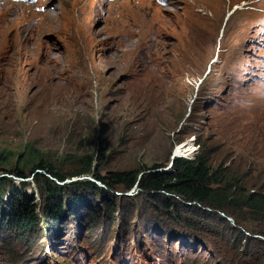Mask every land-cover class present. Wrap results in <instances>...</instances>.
<instances>
[{"label":"rangeland","instance_id":"374dc122","mask_svg":"<svg viewBox=\"0 0 264 264\" xmlns=\"http://www.w3.org/2000/svg\"><path fill=\"white\" fill-rule=\"evenodd\" d=\"M45 1L0 0V209L34 200L39 219L25 239L0 226V264H264V239L223 213L167 215L91 175L172 172L205 151L236 191L264 193V0ZM40 8L55 23L23 27ZM38 164L72 191L56 222Z\"/></svg>","mask_w":264,"mask_h":264},{"label":"trees","instance_id":"16d2710c","mask_svg":"<svg viewBox=\"0 0 264 264\" xmlns=\"http://www.w3.org/2000/svg\"><path fill=\"white\" fill-rule=\"evenodd\" d=\"M197 144L199 148L203 147L200 141H197ZM209 162L206 152L203 151L192 160L174 159L171 165L172 172H158L156 171L157 166H154L152 170L143 173L140 177H138L139 174L130 171L103 176L92 172L91 175L96 181L110 189L121 188L128 192L138 188L142 194L154 199L158 198L159 200L155 201L165 209L164 212L167 215L176 216L172 215V212L177 210L179 203L182 202L183 205L189 203L196 211L198 208H208L223 213L226 217H230L237 226L245 225L242 227L245 232L258 235L264 239V193L253 192L243 195L242 192L236 191L233 183L226 180L225 173L213 170ZM85 173L88 172H81L80 174ZM13 174L20 178L25 177L21 171H15ZM31 176L41 194H43L42 191L45 192L47 214L51 222L61 219L65 212L68 214L71 212V208L60 196L71 193V189L58 187L54 183L55 179L64 180L65 175L50 169L46 165L38 164L31 171ZM3 186V179H0V198ZM71 187H74L75 190L81 188L94 189L95 185L92 182H84L71 185ZM20 200L18 196L14 197L5 208L8 216L3 212L5 209H0V226L4 225L19 239H25L36 230L39 219L37 218L36 207L33 205L34 200ZM112 209L113 207H111ZM202 213L206 214L205 211ZM97 218V216L93 217L92 223H95ZM237 233L243 236L241 231L237 230Z\"/></svg>","mask_w":264,"mask_h":264},{"label":"bare ground","instance_id":"6f19581e","mask_svg":"<svg viewBox=\"0 0 264 264\" xmlns=\"http://www.w3.org/2000/svg\"><path fill=\"white\" fill-rule=\"evenodd\" d=\"M184 1H186V0H184ZM192 2H195L196 0H191ZM187 2V4L189 5V0H187L186 1ZM45 4L43 5V6H45V7H49V6H52V3L49 1V0H46L45 2H44ZM197 5H199V4H197ZM245 5V4H244ZM10 6V5H9ZM24 7V6H23ZM53 8L52 9H55V7L56 6H52ZM199 7V6H198ZM13 8V7H12ZM202 8V7H201ZM235 10H237L238 8L237 7H235L234 8ZM199 11V10H198ZM144 12V11H143ZM192 12H194L195 13V11H192ZM203 12H205L204 11V8H203ZM8 13H10V12H7V14ZM197 13V12H196ZM7 14H5V15H7ZM10 14H12V12L10 13ZM213 15V14H212ZM42 17V19H45V21H46V27L47 28H49V27H51L54 23H55V15H54V13H52V12H50V11H46V12H42L41 13V8H40V13H38L37 15H33L32 16V19H30L28 22H26V23H24V25H23V27H25L26 25L27 26H30V27H33L34 26V22H35V18H37V17ZM154 17L155 16H152V18L150 19V22H151V25L155 22L154 21ZM204 18V17H203ZM32 20V22H30ZM4 22H6L7 23V20H4ZM193 23V22H192ZM151 25H150V27H151ZM148 26V25H147ZM4 28H6V27H1V31H3L4 30ZM32 33H33V31H32V29L29 31V33H28V36H29V38H30V36L32 35ZM150 33V32H149ZM22 55V52H20L19 53V56H21ZM137 55V54H136ZM49 57V56H48ZM47 57V60L48 61H50V59ZM181 57L182 58H184V55H181ZM185 59V58H184ZM20 67H22V65H19ZM130 67L131 68H133L134 70H136L137 68H138V65H137V60H136V58L135 57H133V59H132V61H131V63H130ZM19 68V67H18ZM184 148V146L183 147H178V148H176L175 149V156H181V154H182V149Z\"/></svg>","mask_w":264,"mask_h":264}]
</instances>
